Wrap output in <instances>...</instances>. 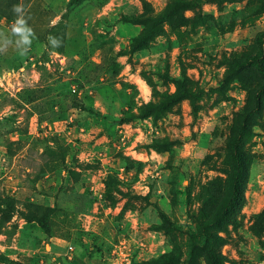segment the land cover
<instances>
[{
	"label": "rangeland",
	"instance_id": "obj_1",
	"mask_svg": "<svg viewBox=\"0 0 264 264\" xmlns=\"http://www.w3.org/2000/svg\"><path fill=\"white\" fill-rule=\"evenodd\" d=\"M20 2L0 0V31ZM23 3L31 50L0 55V264H209L206 222L225 264H264V76L238 64L262 46L264 0Z\"/></svg>",
	"mask_w": 264,
	"mask_h": 264
},
{
	"label": "trees",
	"instance_id": "obj_2",
	"mask_svg": "<svg viewBox=\"0 0 264 264\" xmlns=\"http://www.w3.org/2000/svg\"><path fill=\"white\" fill-rule=\"evenodd\" d=\"M162 15V14H160ZM159 15V16H160ZM158 16V17H159ZM156 16L149 18L150 20L154 21L156 20ZM160 18V17H159ZM58 36L61 38L65 37V27L62 28L61 31L58 32ZM136 41H139L140 38H136ZM261 40H262V46L258 51L248 56L245 60L242 62H238L240 65H247L252 64L255 66L264 76V32L261 34ZM263 93H264V80L259 85V87L256 89V104L255 109L259 108L260 104L263 101ZM182 96H175L171 98L170 101H175L180 99ZM164 108L163 105L156 106L154 103L150 102L145 105V107L142 110V113L144 115H149L151 111L153 110H160ZM250 113H247L244 115L242 122L236 132V134L231 138L229 146H230V153L233 158L234 163V170L232 174V195L230 198V205L235 203V201L238 199L239 196L242 194V188L245 183V178L247 174V161L245 152L242 148V142L244 139V136L247 133L248 130V119H249ZM54 208L48 207L44 213L43 216L39 218L40 225L42 229L49 234L51 232V225L49 222V215L50 212L53 211ZM213 225V222H206L203 226L205 229L206 234V241H207V250H206V257L209 264H225L223 260L222 254L216 251V249L213 246V243L215 241V236L212 232L209 231L211 226ZM132 264H184L178 257L175 255H166L162 260H152V261H141V262H133Z\"/></svg>",
	"mask_w": 264,
	"mask_h": 264
},
{
	"label": "clouds",
	"instance_id": "obj_3",
	"mask_svg": "<svg viewBox=\"0 0 264 264\" xmlns=\"http://www.w3.org/2000/svg\"><path fill=\"white\" fill-rule=\"evenodd\" d=\"M11 11L15 19L7 32L0 31V55L7 54L9 49H13L20 56H26L31 50L35 33L29 24L30 17L23 0L13 4ZM48 42L52 47L62 45V39L56 36H49Z\"/></svg>",
	"mask_w": 264,
	"mask_h": 264
}]
</instances>
